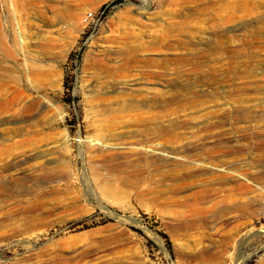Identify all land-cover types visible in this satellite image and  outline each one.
<instances>
[{"label":"rangeland","instance_id":"obj_1","mask_svg":"<svg viewBox=\"0 0 264 264\" xmlns=\"http://www.w3.org/2000/svg\"><path fill=\"white\" fill-rule=\"evenodd\" d=\"M0 264H264V0H0Z\"/></svg>","mask_w":264,"mask_h":264},{"label":"bare ground","instance_id":"obj_2","mask_svg":"<svg viewBox=\"0 0 264 264\" xmlns=\"http://www.w3.org/2000/svg\"><path fill=\"white\" fill-rule=\"evenodd\" d=\"M135 85V83L133 84ZM127 96V95H126ZM133 96V95H132ZM128 97V96H127ZM118 98V97H117ZM116 98V99H117ZM134 98V97H133ZM132 98V99H133ZM135 99V98H134ZM131 100V99H130ZM136 100V99H135ZM126 102V100H125ZM122 103V102H121ZM127 103V102H126ZM125 103V104H126ZM123 104V106L125 105ZM35 105V100H30L27 104L28 107H33ZM126 106V105H125ZM140 106V105H139ZM127 108V107H126ZM139 108V107H138ZM137 109V108H136ZM142 111V110H141ZM137 113V112H136ZM146 113V112H144ZM132 114V113H131ZM135 114V113H134ZM143 114V113H142ZM140 114V116L142 115ZM136 115H139V114H136ZM131 116V115H130ZM129 116V117H130ZM133 116V115H132ZM135 116V115H134ZM151 116V115H150ZM156 116V115H155ZM155 116H152V119L153 117ZM122 117V116H121ZM128 117V118H129ZM124 118V117H123ZM127 118V117H126ZM125 118V119H126ZM136 118V117H135ZM138 119L140 117H137ZM149 118V117H148ZM151 118V117H150ZM143 119V118H142ZM147 119V118H146ZM128 120V119H127ZM131 120V119H130ZM134 120V119H132ZM137 120V119H136ZM140 120V119H139ZM151 120V119H150ZM146 121V120H145ZM149 121V120H148ZM94 122H97V121H94ZM137 122V121H136ZM139 122V121H138ZM116 123V122H115ZM143 124V123H142ZM159 129V128H158ZM163 128L160 129V131H156L157 134L153 135V137L150 139V141L146 140V138H131L130 140L128 141H124V139H120L121 141H118V142H113L109 145L105 144L102 145V141L104 140L99 133H94L92 135H90L89 137V145L92 146L94 148L93 151H97L98 153H94L96 155V157H98V159H111V158H114L116 156H120V155H126V154H129L131 155L132 157H135L134 159L135 160H139V161H142L144 163H149L153 168H158L159 166H162L164 164H171L175 167H177L180 171V174H181V178H184V177H191L193 175H196L198 172L197 171H204L206 168H204L203 170V165L202 167H192L190 165V163H187L185 157L183 156H178L176 154H170V156L166 155V154H169V153H165V149L163 147V140H159L161 139L162 135L163 134ZM166 130V129H165ZM162 131V132H161ZM165 132V131H164ZM164 135V134H163ZM149 136V135H148ZM151 137V136H150ZM149 137V138H150ZM121 138V137H120ZM109 140V139H108ZM127 140V139H125ZM100 142V143H99ZM106 142V141H105ZM112 142V141H111ZM110 143V141H109ZM89 146V147H90ZM107 147V148H105ZM91 148V147H90ZM92 155V154H91ZM99 159V160H100ZM102 160V161H103ZM136 161V162H137ZM203 161V160H201ZM191 162V161H190ZM113 163V162H111ZM192 163V162H191ZM199 163V162H198ZM148 164V165H149ZM200 164V163H199ZM109 165V164H108ZM196 165V164H195ZM198 165V164H197ZM207 165V164H206ZM43 166V165H42ZM166 166V165H165ZM172 166V167H173ZM184 166H186V168H184ZM46 167V166H45ZM148 167V166H147ZM188 167V168H187ZM199 167V168H198ZM44 168V167H43ZM47 168V167H46ZM152 168V169H153ZM45 169V168H44ZM154 169V170H155ZM168 169V168H167ZM176 169V168H175ZM43 170V169H42ZM172 170V168H171ZM207 170V169H206ZM47 171V170H46ZM156 171V170H155ZM174 172V171H173ZM172 172V173H173ZM177 172V171H176ZM180 178V179H181ZM185 179V178H184ZM104 183V182H103ZM101 190L104 194H109L111 189L108 185L106 184H103L101 185ZM204 193V192H203ZM202 191H198L197 193L195 192V194H193V198H200L202 195H203ZM206 193H209L206 191ZM189 196V195H188ZM203 198V197H202ZM196 201V199H195ZM194 201V202H195ZM193 211H196V212H204L205 210L200 208V207H193ZM195 213V212H194ZM153 236V235H152Z\"/></svg>","mask_w":264,"mask_h":264}]
</instances>
